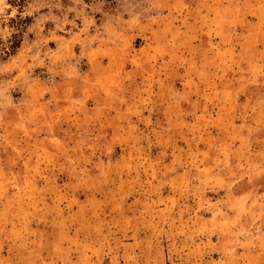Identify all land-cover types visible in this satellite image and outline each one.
Returning <instances> with one entry per match:
<instances>
[{"label": "rangeland", "instance_id": "rangeland-1", "mask_svg": "<svg viewBox=\"0 0 264 264\" xmlns=\"http://www.w3.org/2000/svg\"><path fill=\"white\" fill-rule=\"evenodd\" d=\"M0 264H264V0H0Z\"/></svg>", "mask_w": 264, "mask_h": 264}]
</instances>
